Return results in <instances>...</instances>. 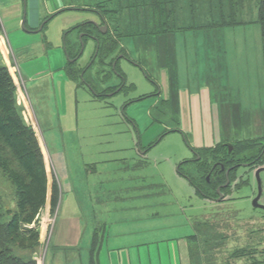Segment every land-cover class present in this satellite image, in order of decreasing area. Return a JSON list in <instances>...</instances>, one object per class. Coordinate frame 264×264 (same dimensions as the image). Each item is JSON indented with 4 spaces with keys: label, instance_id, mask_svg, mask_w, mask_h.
<instances>
[{
    "label": "rangeland",
    "instance_id": "obj_1",
    "mask_svg": "<svg viewBox=\"0 0 264 264\" xmlns=\"http://www.w3.org/2000/svg\"><path fill=\"white\" fill-rule=\"evenodd\" d=\"M65 1L74 3V7L95 9L101 2L105 3L103 9H113L108 18L103 13L106 25L113 31L111 37L119 40V46L107 61L120 58L116 68L124 73L126 86L120 92L100 96L87 85L79 86L66 71L67 61L79 55L82 43L83 28L72 27L86 22V30L95 27L100 21L96 11L66 10L42 32L24 27L23 18L11 21L20 26L24 33L21 37L7 22H0V40L8 49L6 58L11 60L8 68L16 85L17 102L26 123L35 130L47 175L45 204L13 244L19 249L18 255L26 259L33 254L37 264H92L94 259L99 264H131L126 260V242L115 241V232L120 233L118 227L124 229L130 217L139 215L148 220L147 239L155 241L149 247L154 257L151 264H170L171 255L179 252L174 243L184 235L193 264H264V209L252 204L257 194L255 170L264 165V154L256 161L264 152V59L257 21L260 0L237 2L238 23L218 27L219 30L213 26L215 29L207 32L204 29L211 27L212 21L209 17L200 19V0H171L167 8L172 18L166 32L170 36L164 37H158L157 12L148 6L150 0ZM234 2L226 0L227 14L235 7ZM218 5L220 0H215V17ZM11 10L7 9V17L12 16ZM139 24V32H146V28L151 31L146 40L136 36L144 45H135L133 37L128 36ZM176 30V47L185 60L186 45L189 47L190 73L195 67L203 73L210 71L199 59L201 47L216 50L210 54L209 63L218 67L213 73L220 76L218 80L213 76H190L188 82L182 79L183 84H178L177 74H173V55L167 59L172 51L171 34ZM43 34L50 36L51 43L43 40ZM83 40L85 49L77 61L81 70L88 66L96 44L92 38ZM27 42L31 61L13 62L12 49L26 51L23 44ZM122 45L129 57L119 53ZM221 48L229 51L225 53ZM98 60L85 75L96 90L103 92L121 84L123 80L117 74L104 78L109 69ZM140 63L144 71L137 65ZM166 66L173 85L170 105H164L160 86L161 71ZM39 73L45 77L39 78ZM181 85L191 89L209 85L214 99L221 104L223 139L234 144L232 153H228L227 145L217 158H206L204 154L198 158L191 148L192 135L183 129L175 130L180 123ZM214 104L218 105L216 101ZM164 110L169 116L163 114ZM146 147L149 151L144 155L141 152ZM220 160L232 166L227 170V179L231 180L216 191L207 177L212 163ZM261 176L264 186V171ZM18 192L0 165V222L10 221L18 210ZM261 202L264 203V192ZM137 208L140 211L135 213ZM32 244L35 245L31 247ZM22 245L27 246V251L21 252ZM110 248L115 249V255L122 252L119 261L115 259L118 254L111 260ZM142 264L148 263L142 258Z\"/></svg>",
    "mask_w": 264,
    "mask_h": 264
},
{
    "label": "crops",
    "instance_id": "obj_2",
    "mask_svg": "<svg viewBox=\"0 0 264 264\" xmlns=\"http://www.w3.org/2000/svg\"><path fill=\"white\" fill-rule=\"evenodd\" d=\"M200 2L203 5V11L197 12L198 14H200V17H201L200 19L202 20L204 17H209V20L212 21V23L209 25L211 27H208L204 30L206 32L211 31L215 29L214 27H216V29L219 30L218 27L221 28V26L218 25V21L220 20L219 14L216 17L215 15H213L214 13L213 7L215 4V0H200ZM73 4L74 3H71L65 0H0V22H2L3 24H4V21L7 22L10 26H12V28L15 29L14 32L16 36L21 37L24 35V33L21 32L20 26L18 25V23L16 24L17 26L16 25L14 26L11 21L20 22V20L22 18L24 19V16H25V22H26L27 29L37 30L36 32H42L47 29L48 23L51 20H53L56 17V15H59L60 13L66 10H71V9H88L86 7H74ZM8 8L12 9L10 12L12 16L10 15V17H7ZM90 10H93V9H90ZM2 11H3V14H2ZM4 16H6V20L4 19ZM75 28L72 27V29H75ZM187 28H192V27H187ZM181 29L186 30L185 27H182ZM177 30L175 31L174 34H171V36L173 37L172 51L171 53L167 54V59H169L170 54L173 55V60L175 64L173 74L174 76L177 74L178 84L180 85L182 79L188 82L190 76H192L193 78H197L199 76L206 75L207 77L213 76L216 80H218L220 76L214 75L217 73L215 69H217L218 67L213 66L211 63H209L210 60L212 59L210 54L214 53L216 50L210 46H206L204 48L201 47L202 57H200L199 59H202L203 61H205L204 69L207 68V69H210V71L209 72L206 71V73H203V70L201 69L199 70L198 67H195V69L192 70L190 73L189 70L190 68H192V65L189 66L190 64V58L188 56L189 47L188 45H186L187 58L185 60L180 54V51L176 47ZM49 35H50V32H49ZM49 35L43 34V37H44L43 40L47 39V41L51 43V39ZM166 35L170 36L168 35V33ZM133 40H134L135 45H139V44L144 45V41L137 39L136 36L133 37ZM23 47H25L26 51H21L20 49H12L13 62H17L18 64V62L20 61L30 60L28 56V48H26V47H29L28 42L23 44ZM122 47H124V45H122ZM44 49L47 50V46L45 43H44ZM167 49H169V47ZM7 50H8L7 46L4 43H2V41L0 40V59L2 63L8 66L9 65L8 63H10L11 60L6 58ZM221 50H223L225 53H227L226 51H229L228 49L226 50L223 48H221ZM165 51H167L166 48L164 49V52ZM262 52L264 53L263 42H262ZM184 62L187 64V67L183 66ZM77 67H79V65L77 66L76 64L70 65L68 63L66 65V71L68 72V75L70 76L71 79H73L79 86L80 85L82 86V83L78 81L79 79L75 78V76H72V73H71L73 70L77 71ZM105 68L109 69L108 66H105ZM26 75L27 77L29 76V74H26ZM38 76L39 78H43L45 77V74L39 73ZM160 78H161L160 86L164 91V98H163L164 105H166V102L170 105V101L172 100L173 85L171 84L170 74L167 69V66H166V69L161 71ZM197 83H192V84H197ZM174 86H177V85H174ZM36 94L39 95V93H36ZM178 98H179V105H180V123L177 129L175 130L180 129L182 132V129H183L184 132L190 133L192 135L191 148L196 149L198 151L215 149L222 142L228 141V139H223L224 130L222 129V124H221V118L223 120L221 104L217 100L214 99L213 91L209 87V85L203 86L201 89L199 88L191 89L187 87L186 85H181L179 86V89H178ZM214 101H216L218 105H215ZM33 114L35 115L34 111H33ZM163 114L166 116H169L166 110H164ZM148 147H146L147 149L145 148V151L141 153L146 155L147 152L149 151ZM163 176L165 177V175ZM139 211H140V208H137L135 210V213H138ZM128 214L131 215L132 213H128ZM147 221L148 220L146 218L145 220H143V218L140 217L139 215H137L136 218L130 217L125 222L126 224L124 223L125 224V226L123 227L124 229L120 230L118 227V230L120 233L115 232V241H118L119 239H121L120 242H126L125 248L128 249V251L125 253L126 260H129L131 264H133L134 262L138 264H142V258L148 264H151V262H153L154 260L153 254L151 252V249H149V247L152 244H154L155 241H150L149 239H147L148 228H149L145 224ZM130 222H136V225H133L132 223L130 224ZM142 234L144 238L142 237ZM139 238H143V241L142 240L139 241ZM162 240H166V239H162ZM176 245L179 246V252L176 253L175 256L171 255L172 261L174 263L171 261L170 264H193L192 257L189 256L188 254V242H187L186 236L185 235L179 236L178 239H176L174 243V246ZM113 250L115 249L110 248V252H108L111 257V260L113 259L112 256L115 255V252ZM116 255H115L116 256L115 259L116 261H119L118 257L119 255H121L122 257V252H116ZM100 259H102V256L100 257ZM108 264H120V263L110 262Z\"/></svg>",
    "mask_w": 264,
    "mask_h": 264
},
{
    "label": "trees",
    "instance_id": "obj_3",
    "mask_svg": "<svg viewBox=\"0 0 264 264\" xmlns=\"http://www.w3.org/2000/svg\"><path fill=\"white\" fill-rule=\"evenodd\" d=\"M241 1L242 0H236V2H234L235 7L229 14H227V3H231V0H227V3L226 0H221L220 5H218L220 14V20L218 21L219 26H228L238 23V21H236L235 15L238 14V8L240 7V4H237V2L241 3ZM248 1L249 0H247V2ZM102 4L103 3L100 2L98 6L100 11L102 10V13L105 12L110 14V12L113 11L111 8L103 9L101 6L105 7V3L103 5ZM170 4L171 0H150V4H148V6L151 8L153 7L152 12H157L155 20H157L156 25L158 28H156V30H158V37L166 34V32H169V21L172 18V12L168 10L167 6H170ZM245 4H241V6L243 7ZM115 9L118 8L115 7ZM257 10V21L261 26L264 49V0H260ZM80 27L86 29V25H81ZM140 29L141 28L139 24L134 28V32H130L128 36H141L146 40L151 31H148L146 28V32H139L138 30ZM152 34L155 36V33ZM112 35L113 34H108L110 37H102L100 40L97 58L99 59V56H101V59L98 60V63H101L104 66H107V64H109V66L111 65L112 61L108 62L107 58L119 46V40L115 38L113 40L111 37ZM119 51L123 52L124 48L121 46ZM69 64H76L77 66V61L74 63L69 62ZM80 72H82V70L79 66L77 67V71L73 70L71 73L72 76H75V78L79 79L78 73ZM15 86L14 79L9 71L8 66L4 63H0V165L3 166L4 171L9 175L10 179L17 186L19 191L18 210L15 212L13 218L10 221L0 222V264H37L36 260L33 258V254L24 259L18 255L19 249L13 246L14 243L19 241L20 236H22L21 232L23 231L22 229L25 227V225H28L35 220V216L45 204L47 192V175L43 153L39 146L35 130L26 123L23 117L22 110L17 102ZM227 145V142H222L215 149L204 150L202 154L206 155V158H210L212 156L217 158L219 154H222L223 147H227ZM233 147H235L234 144ZM263 154L264 152L258 154L256 161L260 160L261 156L263 157ZM220 161L223 162V160ZM223 164L225 166L229 165L224 162ZM234 165H237V163ZM214 178L215 175L213 172V174L211 173V180L213 181ZM212 184L214 185L213 187L216 188L218 183L212 182ZM54 186L55 192V183ZM197 189L201 190L200 187H197ZM53 195L52 201L55 204L57 198L54 193ZM33 229L34 228H29V231H32ZM19 243L23 244V242ZM34 245L35 244L28 246L33 247ZM26 247V245H22L20 247L21 252L27 251ZM92 264H98L97 260L94 259Z\"/></svg>",
    "mask_w": 264,
    "mask_h": 264
},
{
    "label": "flooded vegetation",
    "instance_id": "obj_4",
    "mask_svg": "<svg viewBox=\"0 0 264 264\" xmlns=\"http://www.w3.org/2000/svg\"><path fill=\"white\" fill-rule=\"evenodd\" d=\"M88 9H93L94 11H96V13H98L99 15H100V21L99 22H97V24H95V27H91V28H88V30H86V29H83V30H81V31H83V33H82V36H81V38H82V43H80V51H78L79 53V55L83 52V50L85 49V44H86V42H85V40H83V38L85 39V37H88V38H92V39H94L95 40V42H96V44H95V51H94V54L92 55V57L90 58V60L88 61V66H86V68H84L83 70H82V72H80V73H78L79 75L80 74H84V75H86V73L88 72V70L91 68V66L93 65V63L96 61V58H97V56H98V53H99V47H100V44H98L99 42H100V40H101V38L102 37H108V34H113V31H111L110 29H109V26L108 25H106V21H105V18H104V14L103 13H101L100 12V10L99 9H94V8H88ZM106 22V23H105ZM91 23V22H90ZM109 24V23H108ZM84 25H86V27L87 26H89V25H87V22L84 24ZM100 33H103V35H101ZM67 35V34H66ZM64 45H65V43H64ZM66 48L68 49V47H67V45H66ZM79 55L78 56H76V57H74L75 59H79V58H82V56L81 57H79ZM122 56H124V57H127L128 55L127 54H125V53H123L122 54ZM98 59V58H97ZM101 59V56H99V60ZM119 60H120V58H118V59H116V60H114L113 62H114V64H115V66H113V62L111 63V68H109V71L107 72V74L109 75L110 73L111 74H117V75H119L121 78H122V83L121 84H119V85H114V86H110L108 89H106V90H104L103 92H98L96 89V86H95V84L92 82V81H89L88 79H86V80H82L81 81V83H82V85H87V86H89L90 87V89H91V91L93 92V93H95V94H97V95H100V96H102V95H104V94H108L109 92H120L123 88H125V86H126V81H125V78H124V73L121 71V72H119L118 70H117V68H116V65H118V63H119ZM135 63V62H134ZM100 65H103V64H101V63H99ZM115 67V68H114ZM143 69V68H142ZM144 71V70H143ZM99 74V73H98ZM100 75V74H99ZM104 78H106V75H105V77ZM111 95V94H110ZM254 161V160H253ZM253 161H251V162H253ZM241 163V162H240ZM233 166H235L234 164H233ZM232 167V166H231ZM231 167L230 166H224L223 168H222V166H221V164H220V161H218V162H215L214 164H213V166H212V168L210 169V171H209V173H212L213 174V172H214V175H215V178H214V180L212 181L211 180V174H209L208 175V177H207V179L209 180L208 182L212 185V187L214 186L213 184H212V182H215V183H218L217 185H216V188H215V190L217 191V188L219 187V186H221V185H223L226 181H227V170L229 169H231ZM212 170V171H211ZM229 174H230V171H229ZM230 179V178H229ZM231 180V179H230ZM207 181V180H206ZM212 181V182H211ZM230 183V182H229ZM214 188V187H213ZM225 188V187H224ZM225 190V189H224ZM206 194H207V196H208V198H212V196L210 195V193L209 192H206ZM223 194H225V196L227 195L225 192L223 193Z\"/></svg>",
    "mask_w": 264,
    "mask_h": 264
},
{
    "label": "water",
    "instance_id": "obj_5",
    "mask_svg": "<svg viewBox=\"0 0 264 264\" xmlns=\"http://www.w3.org/2000/svg\"><path fill=\"white\" fill-rule=\"evenodd\" d=\"M23 26L26 27V25H25V16H24V20H23ZM41 28H42V26H41ZM34 31H37V30H34ZM229 149L231 150L232 149V146H229ZM223 166L224 165H222V168H223ZM262 171H264V165L263 166H259V167L256 168L255 176H256L257 185H258V192H257L256 196L253 198L252 204L255 207L264 209V203H262L260 201L261 198H262V195H263V191H264L263 181H262V177H261ZM227 174H228V171H227ZM229 181L230 180L227 179V182L226 183H229Z\"/></svg>",
    "mask_w": 264,
    "mask_h": 264
}]
</instances>
